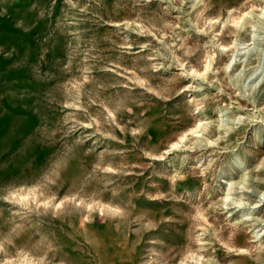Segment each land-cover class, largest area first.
Listing matches in <instances>:
<instances>
[{
    "label": "rangeland",
    "instance_id": "rangeland-1",
    "mask_svg": "<svg viewBox=\"0 0 264 264\" xmlns=\"http://www.w3.org/2000/svg\"><path fill=\"white\" fill-rule=\"evenodd\" d=\"M0 264H264V0H0Z\"/></svg>",
    "mask_w": 264,
    "mask_h": 264
}]
</instances>
